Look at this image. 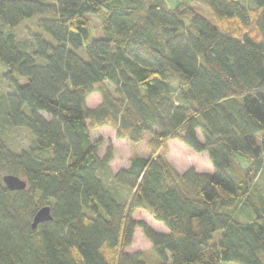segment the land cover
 I'll list each match as a JSON object with an SVG mask.
<instances>
[{
    "label": "trees",
    "instance_id": "1",
    "mask_svg": "<svg viewBox=\"0 0 264 264\" xmlns=\"http://www.w3.org/2000/svg\"><path fill=\"white\" fill-rule=\"evenodd\" d=\"M188 1L214 23L186 1L0 0V83L13 88L0 126L32 138L15 152L0 134V264H264V0ZM34 16L42 34L19 40ZM100 127L131 144L148 133L149 157L113 174L112 145L100 156L90 137ZM170 140L206 153L212 174H177ZM4 172L26 188L9 191ZM44 206L51 221L32 229ZM137 228L153 261L125 251Z\"/></svg>",
    "mask_w": 264,
    "mask_h": 264
},
{
    "label": "rangeland",
    "instance_id": "2",
    "mask_svg": "<svg viewBox=\"0 0 264 264\" xmlns=\"http://www.w3.org/2000/svg\"><path fill=\"white\" fill-rule=\"evenodd\" d=\"M167 4L172 7L175 6L181 2L186 1L190 8H192L194 11L198 12L202 16H204L208 21L211 23H214V18L212 13L210 12L209 8L202 4L201 2L197 1H188V0H165ZM246 5L252 4V1L249 2V0H240ZM90 19V27L93 32V35L96 37L101 36V30H100V24L99 21L93 18L92 16H88ZM41 18H44V16H34L30 19H26L23 21V23L15 30V35L19 40H28L27 33H41L42 31L37 27V21ZM45 36V35H44ZM80 56H84L83 53L78 52ZM41 62V61H38ZM7 69L5 65L0 63V73L4 72ZM13 92V88L9 90L7 85L3 82L0 83V95L7 92ZM100 97L98 95H91L86 100V106L93 110L97 108L100 105ZM26 110V109H25ZM45 119H48V116L45 114H41ZM0 134L4 138L6 142V146L11 151L19 152L20 150L28 148L32 144V138L31 134L28 130L22 129V128H11L8 125L0 126ZM90 137L92 141L94 140H101L102 144L99 147V153L100 155H103L105 152V149L108 144L112 145V149L114 151L115 147V155H116V162H115V168L120 169L124 164H126L125 161L128 155L132 152V155L137 156H146L149 157V146H148V140L150 139V135L148 133H145L143 135V139L141 142H138L136 144H131L127 140H125L126 144H123L120 140H118L115 137V130L109 128V127H100L96 130L90 131ZM169 142V143H168ZM166 143V161L168 164L175 170H177L179 173H185L189 169H193L195 173L197 174H204L210 169V163L209 158L206 153H193L191 150H186L188 154L184 152V148L182 147V143L177 140H170ZM186 147V146H185ZM184 149L182 151V149ZM131 151V152H130ZM114 154V152H113ZM173 165V166H172ZM175 165V166H174ZM175 170V172H177ZM177 172V174H178ZM8 174L4 172L2 174L5 175ZM180 175V174H179ZM21 179H24L22 176L18 175ZM132 218L135 221L143 222L148 227H150L155 232H158L162 228L157 224L156 221L152 219L150 214L147 211L144 210H135L132 214ZM128 253H137L142 252L147 260L153 261L154 257L151 252V244L144 238L142 231L140 229H136L134 232V241L132 245L125 250Z\"/></svg>",
    "mask_w": 264,
    "mask_h": 264
},
{
    "label": "water",
    "instance_id": "3",
    "mask_svg": "<svg viewBox=\"0 0 264 264\" xmlns=\"http://www.w3.org/2000/svg\"><path fill=\"white\" fill-rule=\"evenodd\" d=\"M2 182L11 192L22 191L26 188V181L15 175H3ZM51 219L52 217L50 215V208L48 206H44L37 210L34 214L31 222V228L35 229L37 225L51 221Z\"/></svg>",
    "mask_w": 264,
    "mask_h": 264
},
{
    "label": "crops",
    "instance_id": "4",
    "mask_svg": "<svg viewBox=\"0 0 264 264\" xmlns=\"http://www.w3.org/2000/svg\"><path fill=\"white\" fill-rule=\"evenodd\" d=\"M101 102V101H100ZM123 144H126L125 142V140H120ZM169 143V142H168ZM182 147L185 149H182V151L184 150V152L186 153V155L188 154V152L186 151V150H188L187 149V147H185L184 145H182ZM190 150V149H189ZM114 154H113V160H112V162L110 163V169H111V171H112V173L113 174H116L119 170H121V169H127L128 168V166H129V161H130V158L131 157H134V156H136V155H132V152L128 155V157L126 158V160L127 161H125L126 162V164H124V166H122L120 169H117L116 170V164H115V162H116V155H115V153H116V151H115V147H114ZM192 152V151H191ZM98 153H99V151H98ZM194 153V152H193ZM99 155H100V153H99ZM100 156H102V155H100ZM137 157H143V158H146V156L144 157V156H137ZM209 163H210V161H209ZM173 166V165H172ZM175 166V165H174ZM210 169H209V171H207L206 173H204V174H212V172H213V170H212V166H211V164H210ZM176 170V169H175ZM178 170V169H177ZM176 170V171H177ZM178 172V171H177ZM180 172V171H179ZM178 172V174H180V175H182L181 173H179ZM159 226H160V228H162L161 230H159L157 233H161V234H167L168 232H167V230H166V228L162 225V224H160V223H157Z\"/></svg>",
    "mask_w": 264,
    "mask_h": 264
}]
</instances>
